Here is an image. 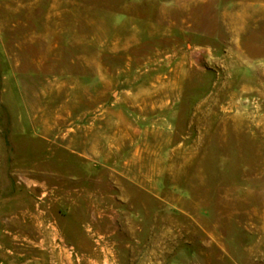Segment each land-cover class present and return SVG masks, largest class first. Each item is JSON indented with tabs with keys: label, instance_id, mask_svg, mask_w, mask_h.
Wrapping results in <instances>:
<instances>
[{
	"label": "rangeland",
	"instance_id": "rangeland-1",
	"mask_svg": "<svg viewBox=\"0 0 264 264\" xmlns=\"http://www.w3.org/2000/svg\"><path fill=\"white\" fill-rule=\"evenodd\" d=\"M95 263L264 264V0H0V264Z\"/></svg>",
	"mask_w": 264,
	"mask_h": 264
},
{
	"label": "bare ground",
	"instance_id": "bare-ground-1",
	"mask_svg": "<svg viewBox=\"0 0 264 264\" xmlns=\"http://www.w3.org/2000/svg\"><path fill=\"white\" fill-rule=\"evenodd\" d=\"M25 215H27L26 217L30 220V222H41V217L40 216H38V215H35V214H33V213H31V212H22V216L23 217H25ZM24 220H27V219H24ZM25 226V225H24ZM19 230V229H18ZM17 230V231H18ZM28 230V227H26V230L25 231H27ZM29 230H30V228H29ZM31 231H29V233H30ZM20 234H19V236H21V235H23V233H24V230H22L21 229V232H19ZM93 254V253H92ZM98 254V253H97ZM95 255L94 257H95V259H96V262L98 263L99 261H100V255ZM96 264V263H95Z\"/></svg>",
	"mask_w": 264,
	"mask_h": 264
}]
</instances>
